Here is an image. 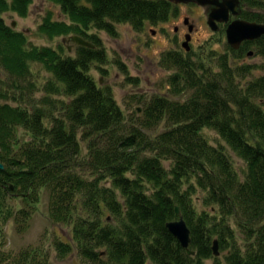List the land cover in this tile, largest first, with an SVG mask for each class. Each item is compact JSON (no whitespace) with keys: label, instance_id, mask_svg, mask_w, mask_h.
<instances>
[{"label":"trees","instance_id":"1","mask_svg":"<svg viewBox=\"0 0 264 264\" xmlns=\"http://www.w3.org/2000/svg\"><path fill=\"white\" fill-rule=\"evenodd\" d=\"M46 1L63 19L48 11L41 36H79L94 48L33 46L4 17H28L33 0H0V264H52L44 243L18 253L3 248V226L13 221L26 233L44 191L50 220L72 228L71 240H52L61 259L77 251L83 264H264V75H256L264 69L244 63L251 48L264 59V36L239 50L202 49L196 59L185 48L163 52L167 92L128 119L112 86L91 74L96 67L107 75L109 63L95 31L113 38L119 24L142 31L177 17L178 5ZM241 9L243 20L264 24V0H241ZM34 64L50 75L42 86L33 81ZM205 129L225 144L211 143ZM177 207L194 255L167 227L179 219ZM216 240L224 260L215 257Z\"/></svg>","mask_w":264,"mask_h":264},{"label":"rangeland","instance_id":"2","mask_svg":"<svg viewBox=\"0 0 264 264\" xmlns=\"http://www.w3.org/2000/svg\"><path fill=\"white\" fill-rule=\"evenodd\" d=\"M178 7L177 17L171 18L167 23L156 26L147 24L142 31H136L128 24L116 25L119 32L116 38L110 37L106 32L95 31L104 42L109 63L104 66L108 71L107 75L102 74L96 67L93 68L91 74L98 83L112 86L116 100L128 119L135 116L136 113L140 114L142 112L144 100L167 92L168 86L166 81L170 72L161 67L160 58L163 52L174 49L184 50L183 43L186 40L185 35L188 33V25L185 24V18L188 17L196 26L190 43L191 50L196 53L193 56L194 59L197 58L202 49H214L220 53H224L226 45H229L226 34L222 35L221 32H214L207 23L211 7H202L195 3H183L179 4ZM48 11L53 12L56 20L63 19L60 8L46 0H33L30 14L26 18H21L13 13L5 14L4 17L8 24H16L14 29L25 32L29 43L33 46L55 48L60 43L70 46V43L64 42L68 38L61 37L50 40L38 33V27ZM177 28L178 30L176 31ZM251 51L255 52L254 48H251ZM71 52H74L73 47ZM115 59H118L125 65L127 75L123 73L118 64L114 63ZM244 63L257 64L261 66L260 68L264 69V59L261 57L252 55ZM33 70L36 75L33 81L37 86L44 85L50 78V75L38 64L33 65ZM1 74L2 69L0 68ZM262 74L264 75V70L256 72L257 76ZM127 76H130L132 79H138L139 84H129ZM33 93H35V97L37 98H40L43 94L41 91ZM164 129L165 126L161 125L157 131ZM203 133L211 143L225 144L216 131L205 129ZM21 134L23 135V133ZM234 163L237 168L244 167V164L236 157H234ZM12 201L14 204L19 205L18 199ZM49 213V195L47 191H44L41 194V202L38 204L37 214L31 221V227L26 233H18L13 221L7 222L3 226L5 236L3 248L18 253L29 246H38L44 243L51 251L52 264H83L77 251L64 259L57 257L55 249L52 246L53 238L60 236L67 241L71 240L72 228L70 225L53 222L50 220ZM1 238L2 236L0 235V242ZM219 251L220 256L215 257L219 260H224L225 252ZM208 264H213V261H208Z\"/></svg>","mask_w":264,"mask_h":264},{"label":"water","instance_id":"3","mask_svg":"<svg viewBox=\"0 0 264 264\" xmlns=\"http://www.w3.org/2000/svg\"><path fill=\"white\" fill-rule=\"evenodd\" d=\"M170 2L179 4H191L195 3L202 7H211V12L208 16L207 23L209 27L214 31L218 32L220 30L219 23L227 24L226 34L228 44L235 50L240 49L241 45L246 41H256L264 36V24L249 22L240 19L241 14V0H169ZM231 20V18H234ZM185 24L188 25L189 32L185 36L186 40L183 43V48L187 52L191 50L190 42L192 40V33L195 31V25L191 24L189 18H185ZM16 24L13 25V28ZM178 28L176 29V31ZM153 33H155L153 31ZM68 43L73 42L78 46H85L94 48V45L85 41L79 36H73L67 39ZM72 48H69L71 51ZM254 53L250 52L249 56ZM4 165L0 162V170H4ZM14 190V187H10ZM177 214H181L179 207L176 208ZM169 231L178 239L183 248H185L189 255H194L195 253L190 249L192 244L191 231L187 226V223L183 216L180 215L179 219L168 223L167 225ZM214 254L216 257L220 256L219 242L216 240L214 242Z\"/></svg>","mask_w":264,"mask_h":264},{"label":"flooded vegetation","instance_id":"4","mask_svg":"<svg viewBox=\"0 0 264 264\" xmlns=\"http://www.w3.org/2000/svg\"><path fill=\"white\" fill-rule=\"evenodd\" d=\"M235 18H231V20H234ZM224 25L225 26V32H226V28H227V24H225V23H219V27H220V30H219V32H221L222 33V26L221 25Z\"/></svg>","mask_w":264,"mask_h":264}]
</instances>
